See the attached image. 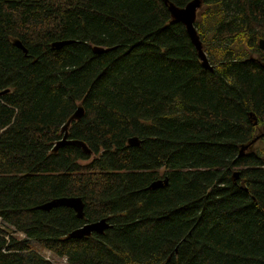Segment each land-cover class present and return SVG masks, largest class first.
Segmentation results:
<instances>
[{
	"label": "trees",
	"instance_id": "1",
	"mask_svg": "<svg viewBox=\"0 0 264 264\" xmlns=\"http://www.w3.org/2000/svg\"><path fill=\"white\" fill-rule=\"evenodd\" d=\"M199 1L211 71L163 0H0V264H51L30 242L66 264H264V150L237 158L264 124V0ZM77 107L90 153L52 152ZM60 197L83 219L34 209Z\"/></svg>",
	"mask_w": 264,
	"mask_h": 264
},
{
	"label": "water",
	"instance_id": "2",
	"mask_svg": "<svg viewBox=\"0 0 264 264\" xmlns=\"http://www.w3.org/2000/svg\"><path fill=\"white\" fill-rule=\"evenodd\" d=\"M164 4H166L167 11L171 17V19L175 22H178L183 25L185 33L188 37V40L192 44L194 50L196 51L197 58L200 61L201 67L203 69L212 70V67L209 66L207 63V60L201 50L200 43L198 41V38L196 36L195 30L193 28V22L195 20V13L200 5L199 0H192L189 3H187L182 8H176L173 5L167 3L164 1ZM73 41H58L53 42L50 45V48L53 50H58L63 46L72 44ZM12 45L19 49L23 54H25V49L22 47V45L18 41H13ZM257 47L260 51L264 52V38L259 39L257 41ZM112 48H101V47H92L91 50L94 54H102L110 51ZM253 60V59H250ZM259 67L264 70V63H259ZM4 92H0V95H2ZM83 115V111L81 107H77L74 112L70 115V117L66 120V122L61 126L60 132L62 133L61 138L56 141L52 147V152H55L59 147L70 145L74 146L76 148H79L82 153L89 154L90 151L86 147V145L78 140H69L67 139V128L71 121H78L81 116ZM248 117L252 120H255L251 113L248 114ZM255 125V122L253 123ZM264 136V124L261 127L260 133H258L252 140H250L247 144L240 146L237 154V158H240L246 150H250L253 144L260 139V137ZM126 144L129 147H137L140 144V141L136 137H130L126 140ZM237 172L232 173V177L234 179L237 178ZM167 181L166 178L152 181L145 190H156L162 188V186L166 185ZM56 208H66L71 210L74 213V216L77 220L83 219V203L79 197H60V198H54L51 199L43 204H40L36 206L35 210L40 211H50L51 209ZM111 228V225L108 224L107 219L102 218L95 222L90 223H84L80 228H77L71 232H69L66 236V239H80L82 237H88L91 234H97L100 235L105 231L106 229Z\"/></svg>",
	"mask_w": 264,
	"mask_h": 264
},
{
	"label": "rangeland",
	"instance_id": "3",
	"mask_svg": "<svg viewBox=\"0 0 264 264\" xmlns=\"http://www.w3.org/2000/svg\"><path fill=\"white\" fill-rule=\"evenodd\" d=\"M197 12H198V9L196 10V13H195V19H196V16H197ZM253 58H256V59H260L257 55H251ZM264 63V62H262ZM258 129L260 131V126H258ZM257 133V130L255 129V134ZM260 133V132H259ZM258 150H264V142H261V141H258L256 142L253 146H252V149L249 151V152H257ZM248 154V153H246ZM85 164V162L83 163ZM237 170L233 171V172H236ZM238 172V171H237ZM160 174H161V171H160ZM3 224L0 222V227H2ZM16 238H19V239H23V235L19 234V233H16V234H13ZM29 246H30V249L31 251L35 252L36 254H38L39 256H41L44 260L48 261L49 263L51 264H66L65 261L63 259H58L56 257H54L50 252L36 246L34 243L30 242L29 243Z\"/></svg>",
	"mask_w": 264,
	"mask_h": 264
},
{
	"label": "flooded vegetation",
	"instance_id": "4",
	"mask_svg": "<svg viewBox=\"0 0 264 264\" xmlns=\"http://www.w3.org/2000/svg\"><path fill=\"white\" fill-rule=\"evenodd\" d=\"M260 131H261V128H260ZM259 129L257 128V133L255 134V136L260 132ZM160 180V179H159Z\"/></svg>",
	"mask_w": 264,
	"mask_h": 264
}]
</instances>
